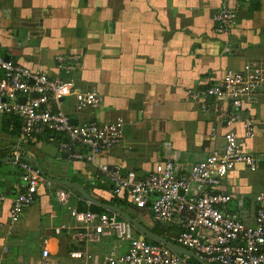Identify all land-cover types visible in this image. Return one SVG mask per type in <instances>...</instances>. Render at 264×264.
I'll return each instance as SVG.
<instances>
[{
  "label": "crops",
  "instance_id": "crops-1",
  "mask_svg": "<svg viewBox=\"0 0 264 264\" xmlns=\"http://www.w3.org/2000/svg\"><path fill=\"white\" fill-rule=\"evenodd\" d=\"M221 5L239 13L228 35H218L214 30V15ZM58 54H77L80 59L74 69L62 70L56 66ZM0 55L51 76L76 78L81 89L95 88L102 96L99 107L77 111L74 97H67L62 99L61 108L77 123L110 122L122 117L121 142L102 153L98 163L133 170L138 178H145L168 158L175 159L178 174L189 173L194 163L224 146L227 131L244 135V119H251L255 135L246 139L245 149L260 157V166L253 171L237 164L220 188L232 195L227 210L246 224L255 223V196L264 191V87L253 102L243 105L242 118L232 124L223 119L231 110L228 102L219 103L222 111H204L199 101L190 99L189 90L216 83L228 69L264 61V0H0ZM20 123L16 128L13 116L0 112V158L10 157L0 160V194L5 196L0 206V264L38 258L45 239L55 261L64 251L74 264L81 263L70 256L74 249H87L93 256L125 253L129 242L115 234L103 235L99 241L109 238L108 243L91 250L92 242H77L67 229L58 234L55 228L63 223L78 226L70 207L76 205L81 210V203L85 205L81 211L99 205L108 209L104 213L125 220L105 205L131 217L130 211L152 214L150 208L136 207L126 193L115 194L96 164L80 160L73 165L75 158L59 148L63 136L43 130L25 137L22 118ZM18 145L23 160L34 165L37 162L44 170L42 161L56 158L59 168H54L51 176L57 181L45 177L35 202L10 225V207L22 189L21 172L13 161ZM258 170L262 174H252ZM59 188L72 192L67 205H61L56 197ZM81 188L96 201L86 198ZM41 192L44 203L39 201ZM129 222L135 236L141 238L143 233ZM147 238L153 239L144 234L143 239Z\"/></svg>",
  "mask_w": 264,
  "mask_h": 264
},
{
  "label": "built area",
  "instance_id": "built-area-1",
  "mask_svg": "<svg viewBox=\"0 0 264 264\" xmlns=\"http://www.w3.org/2000/svg\"><path fill=\"white\" fill-rule=\"evenodd\" d=\"M238 17L237 9L221 6L214 15L215 32L218 35L231 34ZM225 50L229 51L230 47L226 46ZM79 59L77 54L55 56L57 68L67 71L74 69ZM263 87L264 61L247 62L240 69L226 70L224 76L210 86L190 89L189 97L199 101L204 111L211 108L222 111L219 103L228 102L231 110H227L228 115L224 114L223 119L232 124L242 118L243 105L253 102ZM67 97H74L77 111L97 108L102 101L95 88H79L76 78L51 76L0 55V112L19 115L23 120L25 137L43 130L63 136L59 140V148L63 152L96 164L103 179L112 184L115 194L126 193L136 207H149L155 221L175 223L179 228L177 245L192 250L205 261L264 264V191L255 196L258 203L255 223L246 224L227 210L232 195L220 188L224 178L237 164L243 163L253 171L260 166V157L245 149L246 139L255 135L251 119H244V135L235 130L227 131L224 146L194 163L189 173L178 174L175 159L168 158L156 164L148 176L138 178L133 170L123 171L119 165L98 163L102 153L121 142L124 119L74 123L61 108L62 99ZM20 148L18 145L13 161L21 172L22 189L10 207V225L18 222L25 209L35 202L37 192L46 180L38 167L21 158ZM71 196L72 192L66 188L56 190L61 205H67ZM4 201L5 196L0 194V206ZM70 213L78 226L70 227L63 223L55 228L56 233L67 229L75 241L86 244L98 242L103 235L111 234L129 242L125 253L111 251L103 256H93L87 249H74L70 256L81 260L77 264H91L90 261L93 264H194L187 254H180L163 243L148 242L135 236L133 225L128 220L118 219L115 214L97 213L90 208L81 211L76 205L70 207ZM10 264L59 263L53 260L49 240L45 239L38 258L14 259Z\"/></svg>",
  "mask_w": 264,
  "mask_h": 264
},
{
  "label": "rangeland",
  "instance_id": "rangeland-1",
  "mask_svg": "<svg viewBox=\"0 0 264 264\" xmlns=\"http://www.w3.org/2000/svg\"><path fill=\"white\" fill-rule=\"evenodd\" d=\"M240 1H244V0H240ZM221 6H223V5H221ZM239 18V17H238ZM214 21V20H213ZM238 21V20H237ZM80 162V160H78V159H74V161H73V165H75V163L77 164V163H79ZM50 165H52V167H50ZM42 166H43V168H44V171H46V172H48V173H46L45 172V174L47 175V176H52L53 174H55V170H54V168L55 169H57V168H59V160L58 159H56V158H47L46 160H44V161H42ZM259 172L261 173L262 172V170H258V171H256V172H252V174H259ZM251 173V172H250ZM262 174V173H261ZM263 178H264V176H262ZM260 186H262V184L260 185ZM42 192L39 194V201L41 202V203H44V201H45V199H44V197L42 196ZM66 208H68V207H66ZM66 209H63V213H66ZM131 213H132V216L134 217V218H136L137 220H139L140 222H142V224L143 225H145V226H147L149 229H151V230H153L154 232H156V233H161V231L165 228H167V230L169 229V228H171L172 226L170 225V224H158L155 220H154V217H153V215L152 214H147L146 216H143V215H139L138 213H136V212H134V211H130ZM171 226V227H170ZM172 229V228H171ZM170 230V229H169ZM173 230V229H172ZM171 230V231H172ZM174 231V230H173ZM176 235V233H175V231H174V236ZM57 237H59V235L57 236ZM172 237H173V235H172ZM171 237V238H172ZM108 240H109V238H103L102 239V241H99L98 243H90L89 244V246H90V249L92 250L93 249V247H99V246H103V245H105V244H107L108 243ZM178 244V243H177ZM26 246H27V248H29L28 247V245L26 244ZM25 251H27V250H25ZM58 259H56L57 260V262L59 263V264H74V263H76L75 262V260H73V259H71L69 256H68V254L66 253V252H64V251H61V253H60V256L59 257H57Z\"/></svg>",
  "mask_w": 264,
  "mask_h": 264
},
{
  "label": "water",
  "instance_id": "water-1",
  "mask_svg": "<svg viewBox=\"0 0 264 264\" xmlns=\"http://www.w3.org/2000/svg\"><path fill=\"white\" fill-rule=\"evenodd\" d=\"M6 59H9L8 55H5ZM22 101H24V98H21ZM72 122L77 123V121H75L74 119H71ZM25 159H30V160H34L33 158H29V157H23ZM10 159V157L7 158H0V160H7ZM35 165L40 169L41 173L48 179H52L50 176H47L45 174V171L42 169V167L36 162ZM55 180V179H52ZM57 181V180H55ZM59 182L63 183V184H67L70 186H73L74 183L69 182V181H65V180H58ZM76 185V184H75ZM83 195L92 200V201H96V199L94 197H92L89 193H87L86 191H84L83 188H81ZM106 207H108L111 210H114L118 213H120L122 216H124L126 219H128L129 221H131L142 233L143 235H141V238L144 237V234L157 240L160 241L162 243H165L166 245H168L170 248H172L173 250H175L176 252L180 253V254H188L189 256L193 257L194 259H196L198 262H200L201 264H216V263H211V262H207L204 259H202L199 255H197L195 252H193L192 250L186 249L180 245H177L175 243H173L170 240H167L165 237L158 235L157 233H154L153 231H151L150 229H148L147 227H145L144 225H142L139 221H137L136 219H134L133 217H131L129 214L125 213L124 211H122L121 209L114 207L112 205L106 204Z\"/></svg>",
  "mask_w": 264,
  "mask_h": 264
},
{
  "label": "trees",
  "instance_id": "trees-1",
  "mask_svg": "<svg viewBox=\"0 0 264 264\" xmlns=\"http://www.w3.org/2000/svg\"><path fill=\"white\" fill-rule=\"evenodd\" d=\"M10 115H12L13 116V122H14V124H15V127L16 128H19V125L21 124L20 122H21V118L19 117V116H17V115H14V114H10ZM20 118V119H19ZM0 157H3V156H0ZM0 163H1V161H0ZM111 202V201H110ZM116 203H118V204H120V201H119V199H117L116 200ZM79 207H80V209L82 210V209H85V205L83 204V203H81L80 205H79ZM93 210H95V211H97V212H99V213H104V212H108V209H106V208H104V207H102V206H93L92 205V207H91ZM158 224H162V223H159V222H157ZM167 224H170L171 226V228L175 231V233L177 234L178 232H179V228H178V226L175 224V223H167ZM171 228H169L168 230H167V228L165 229H163L162 231H161V233H158V234H161V235H163V237H165L167 240H173V242H175V243H177L175 240H174V231L171 229ZM172 230V231H171ZM172 235H173V237H172ZM172 237V238H171ZM147 240L149 241V242H157L156 240H153V239H150V238H147ZM189 259H190V262H193L194 264H201L200 262H198L196 259H194L193 257H189Z\"/></svg>",
  "mask_w": 264,
  "mask_h": 264
}]
</instances>
